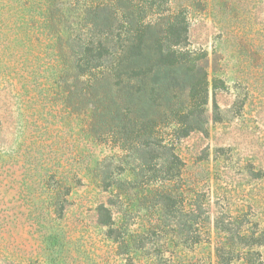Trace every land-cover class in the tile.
<instances>
[{
	"label": "rangeland",
	"instance_id": "374dc122",
	"mask_svg": "<svg viewBox=\"0 0 264 264\" xmlns=\"http://www.w3.org/2000/svg\"><path fill=\"white\" fill-rule=\"evenodd\" d=\"M102 1L0 0V264H264V0L133 1L208 81L147 163L79 100Z\"/></svg>",
	"mask_w": 264,
	"mask_h": 264
},
{
	"label": "trees",
	"instance_id": "16d2710c",
	"mask_svg": "<svg viewBox=\"0 0 264 264\" xmlns=\"http://www.w3.org/2000/svg\"><path fill=\"white\" fill-rule=\"evenodd\" d=\"M111 1L113 5L107 0L93 3L96 8L86 24L93 34H81L86 63L77 72L79 100L82 107L92 108L96 131L113 133L123 147L141 152L147 163L155 145L169 147L159 128L173 125L179 137L205 131L206 70L174 48L181 44L167 35L181 30L174 20L148 19L147 10L135 0Z\"/></svg>",
	"mask_w": 264,
	"mask_h": 264
}]
</instances>
